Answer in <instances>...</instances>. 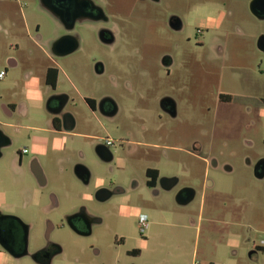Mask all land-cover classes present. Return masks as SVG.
Listing matches in <instances>:
<instances>
[{
	"label": "rangeland",
	"instance_id": "obj_1",
	"mask_svg": "<svg viewBox=\"0 0 264 264\" xmlns=\"http://www.w3.org/2000/svg\"><path fill=\"white\" fill-rule=\"evenodd\" d=\"M97 1L116 24V42L103 44L95 27L84 22L75 28L81 40L77 50L55 57L61 67L57 90L73 98L68 109L78 121V135L70 136L66 147L83 153L90 182L75 177L70 163L57 176L52 163L53 181L39 205H33L36 182L25 167L17 169L14 160L27 148L25 165L33 146L50 140L47 133L27 127L45 126L47 114L38 103L26 116L5 110L9 102L19 100L18 82L24 77L23 71L10 69L0 79V128L11 139L0 157V208L34 223L30 250L46 242L47 231L48 239L61 244L63 253L52 264H264V248L249 254L252 243L257 246L264 239V177H256L245 161L264 157V136L249 125L264 108V52L256 47L264 21L234 0ZM13 7L20 9L31 34L39 25L38 34L45 42L62 32L35 0H17ZM230 10L235 11V20L224 21L223 53L218 54L210 44L216 31L208 23ZM171 15L182 19L181 30L169 28ZM5 41L0 34V58L13 54ZM167 54L174 58L169 73L161 63ZM99 62L104 68L101 74L96 73ZM43 67L38 69L40 77ZM221 92L231 94V102H220ZM105 94L122 107L115 121L92 114L83 101ZM165 95L177 101L179 115L174 120L159 110L157 100ZM84 135L115 140L111 149L115 160L101 161L94 151L96 140ZM126 138L141 144L129 150L126 142L123 146L119 142ZM244 140H252L253 146L246 147ZM196 142L205 146L201 154L218 164L210 165L205 175V164L190 153ZM153 166L165 176L179 177L178 186L194 185L198 194L185 206L176 203L175 189L153 194L145 184L146 168ZM202 178L210 185L203 200ZM132 183L137 186L131 188ZM112 185L127 192L105 201L95 198L100 186ZM51 191L58 205L43 214L40 211H46L49 201L46 193ZM81 206L101 219L90 234L81 235L66 225L48 230L47 219L59 225L63 215ZM142 213L147 215V227L140 234ZM248 232L252 243L247 242ZM0 264L38 263L28 257H0Z\"/></svg>",
	"mask_w": 264,
	"mask_h": 264
},
{
	"label": "flooded vegetation",
	"instance_id": "obj_2",
	"mask_svg": "<svg viewBox=\"0 0 264 264\" xmlns=\"http://www.w3.org/2000/svg\"><path fill=\"white\" fill-rule=\"evenodd\" d=\"M38 3V7L43 10L47 15H49L53 20H55L58 27L62 30L56 37L45 42L38 34L39 25L36 27V33L31 34L29 31V26L27 21L20 9L13 7L17 0H0V34L8 43L7 49L13 54H5L0 58V65L6 67L5 74L11 69L13 72L23 71L24 77L23 82L20 80L19 85H22L21 96L26 98L27 96V79L30 75L38 76V69L40 65H43V79L40 84V96L43 111H46L47 119L45 123V128L52 133V141L41 152L34 153L27 159V163L24 165V159L28 150L26 152L19 151L14 160V166L17 169L23 171V168L27 170L35 182L36 187L31 191V199L33 200V205L38 206V200L43 199L45 196L43 193L44 189L47 188L49 182L53 181V176L50 171V166L52 163L56 164L58 168L57 176L63 174L64 169L71 164V170L75 177H77L82 183L88 184L91 179V172L89 168L82 162L84 155L82 152H77L75 149L67 148L66 142L70 136L78 135L76 129L78 128V121L75 113L68 107L73 98L70 94L58 91L59 83V65L56 62L55 57L57 56L53 53V44L55 40L61 36H75L78 38V47L80 46V38L75 32L76 26L84 23L90 22L89 25L95 27V31L100 41L105 45H113L116 42L118 36V29L112 18L106 14L104 9L99 5L97 0H35ZM154 3H158L159 0H150ZM235 2H242L248 7L250 11V6L253 4V9L259 12V16H254L260 21H264V0H234ZM47 5L44 6V5ZM224 21L228 18L229 22L235 20V11H224ZM169 28L174 31H179L183 28V21L177 15H171L168 20ZM22 27L24 32H22ZM237 27V26H236ZM238 30H240L237 27ZM200 30V32H198ZM20 31V32H19ZM241 31V30H240ZM198 33H202L201 29H197ZM242 32V31H241ZM226 34V32H224ZM223 34V35H224ZM264 36L261 33L256 40V47L258 39ZM217 36H215L216 39ZM219 39V38H218ZM213 51H217L218 54L223 53V47L219 42H216L213 47ZM258 49V48H257ZM221 50V52L219 51ZM259 50V49H258ZM261 51V50H259ZM264 52V51H261ZM162 65L170 72L169 68L174 65V58L172 55L167 54L162 58ZM104 72L102 63H97L96 73L101 74ZM55 76V80H54ZM17 84V81H16ZM15 84V86H16ZM27 93V94H26ZM219 101L223 103H229L232 100V95L229 93L221 92L219 95ZM21 98H19L20 100ZM9 102L5 106V110L12 114L14 112L23 113L25 111V103L21 101ZM83 101L86 103L88 109L92 114H98L104 118L115 121L118 119V115L122 112V107L118 100L109 94H105L99 98L95 97H84ZM159 110L174 120L178 117V104L175 98L169 95L161 96L158 98ZM264 105V101L262 102ZM45 109V110H44ZM250 111V110H249ZM160 118L161 115H158ZM250 126H257L258 133L264 136V108L258 110L255 118L250 120ZM2 130V129H1ZM3 132V131H2ZM3 134H5L3 132ZM6 135V134H5ZM7 136V135H6ZM85 136V135H84ZM85 137L89 139H95L94 141V151L96 156L105 163H111L115 160L112 148L115 147V140L109 145L101 140V136L96 135H86ZM9 142L7 145L1 148V152L4 148L11 144V139L7 136ZM61 143L62 139H65ZM123 146L126 144L129 150H133L136 145L141 144V142L135 141L130 138L122 139L119 141ZM144 144V143H142ZM195 152L201 155L205 146L202 143L196 142ZM246 147L253 146L252 140H244ZM210 165L214 166L216 161L211 158ZM246 163L249 164L254 170L256 167L261 170L262 177H264V157H256L252 161L249 157L245 159ZM50 162V163H49ZM225 169L231 170L229 166H224ZM263 168V169H262ZM146 175V186L153 192V194H159L162 190L170 191L173 190L175 195L184 187H192L195 189L196 194H198V189L194 185L189 183H184L178 186L180 179L175 175L165 176L161 174L158 167H148L145 171ZM176 177V179H170ZM261 177V178H262ZM58 178V177H57ZM60 179V177L58 178ZM61 181V179H60ZM137 185L132 183L131 188H135ZM204 186L202 180L201 187ZM97 190H100L101 201L108 200V190L112 192H122L124 194L127 189L120 185L100 186ZM96 190V191H97ZM95 191V192H96ZM188 195L191 194V190H188ZM116 194V193H115ZM46 197L49 199L46 211H40L43 214L49 213L54 207L58 205L53 191L46 193ZM106 198V199H105ZM195 198V197H194ZM77 212H81L83 215H77ZM61 224H55L53 220L47 219L46 224L49 226L48 230L60 225H66L74 232L81 235H88L91 233L92 225L95 223H100L101 219L96 217L92 213L88 212L85 207L81 206L74 212L63 215L60 219ZM34 223L24 219L20 215L11 213L4 208H0V254L6 258L15 260L22 257H28L38 264H52L53 260L63 253V248L59 242L51 241L48 239V231L45 233L46 242L38 246L37 248L30 250L29 238L34 229ZM50 240V241H49ZM247 242L252 243L251 233L248 232ZM250 247L249 254L252 253L256 246ZM255 248V249H254Z\"/></svg>",
	"mask_w": 264,
	"mask_h": 264
},
{
	"label": "crops",
	"instance_id": "obj_3",
	"mask_svg": "<svg viewBox=\"0 0 264 264\" xmlns=\"http://www.w3.org/2000/svg\"><path fill=\"white\" fill-rule=\"evenodd\" d=\"M224 15H225V12L223 11V13L221 14V18L220 20H215V19H212V22L209 21V25H212L215 32L214 34V39L213 41H211V46L213 47V45L216 43V42H219L220 41V37L224 34ZM210 18V17H209ZM215 36L216 39H215ZM219 38V39H218ZM221 52V50H219ZM2 71V70H0ZM60 73H61V67L59 66V76H60ZM7 74V73H6ZM6 74L4 75V77L2 78H5ZM44 75H42L41 77L38 75V76H34L33 74L30 75V77L27 79V84H26V88L27 89H24V90H27V96L26 98L24 97H20L21 99L19 101H21L22 103H25V111L23 112V115L26 116L29 112V108L30 106H33L35 104H41V94H40V84L42 82V79H43ZM1 78V79H2ZM1 90V89H0ZM29 129L31 130H34V131H39V132H44V133H47L50 137V140L52 139V133L49 132L47 129L48 128H45L46 126H27ZM110 138V137H109ZM50 140H47L46 142H43V143H38L36 145L33 146L32 148V151L34 153H38V152H41L43 150V148L46 147V145L50 144L51 141ZM63 141H66V138L65 139H62L61 140V143H63ZM27 149V148H26ZM28 150V149H27ZM29 151V150H28ZM190 153L194 156H197V157H200V159L202 160V162L205 164V171H204V175L207 173V171L209 170L210 168V161H209V157H206L205 155H200L199 153L197 152H193V151H190ZM216 168L218 167V164L215 163ZM226 166V165H225ZM231 171V170H230ZM202 180L205 182L204 178H202ZM208 181V179H207ZM210 187V185L208 186L207 184H204V186L202 187L201 189V198L203 200V193H204V198H205V193H206V190ZM202 200H201V203H202ZM58 202V201H57ZM37 203L39 204L40 203V200L37 201ZM5 205V204H4ZM3 205V206H4ZM6 207V206H5ZM144 214V213H142ZM146 215V214H145ZM147 216V215H146ZM264 247H259V249H262L263 250ZM135 250H138V249H135ZM0 257L4 260L5 257L2 256L0 254Z\"/></svg>",
	"mask_w": 264,
	"mask_h": 264
},
{
	"label": "water",
	"instance_id": "obj_4",
	"mask_svg": "<svg viewBox=\"0 0 264 264\" xmlns=\"http://www.w3.org/2000/svg\"><path fill=\"white\" fill-rule=\"evenodd\" d=\"M44 6L47 7V5L45 4ZM250 12L254 15V16H259V12H257L256 10L253 9V4H251L250 6ZM78 48V38L75 36H61L59 38H57L53 44V53L57 56H66L72 52H74L75 50H77ZM257 48L261 51H264V36H261L258 39L257 42ZM9 142V139L7 138V136L5 134H3L1 128H0V157L2 156V152H1V148L5 145H7ZM264 168V167H263ZM262 168V169H263ZM254 175L258 178L262 177V172L260 169H258V167H256L254 170ZM172 179H176V177H172L170 178ZM188 190H191V194L188 195ZM100 190H97L94 194L95 198L99 201L104 200L101 198L100 196ZM116 194H120L122 192H115ZM114 192H112L111 190H108V197H111L112 195L115 194ZM196 191L194 188L192 187H184L182 188L176 195H175V200L176 203L180 206H185L187 204H189L195 197ZM106 199V198H105ZM77 215H83L81 212H77Z\"/></svg>",
	"mask_w": 264,
	"mask_h": 264
},
{
	"label": "built area",
	"instance_id": "obj_5",
	"mask_svg": "<svg viewBox=\"0 0 264 264\" xmlns=\"http://www.w3.org/2000/svg\"><path fill=\"white\" fill-rule=\"evenodd\" d=\"M198 32H200V30H198ZM4 75H5V71H3V70L0 71V79L2 77H4ZM101 140L104 141L105 143L109 144V145L113 142V140L109 137L101 138ZM23 151L26 152L27 149L24 148ZM138 222H139V231H140V234H142L144 229L147 227V216L145 214H140ZM257 247H264V239L260 240V243H259V245H257ZM193 264H200V263L194 261ZM209 264H211V263H209Z\"/></svg>",
	"mask_w": 264,
	"mask_h": 264
},
{
	"label": "trees",
	"instance_id": "obj_6",
	"mask_svg": "<svg viewBox=\"0 0 264 264\" xmlns=\"http://www.w3.org/2000/svg\"><path fill=\"white\" fill-rule=\"evenodd\" d=\"M55 76H54V80H55ZM256 249L259 250V247L256 246ZM134 253L138 252V250H133Z\"/></svg>",
	"mask_w": 264,
	"mask_h": 264
}]
</instances>
